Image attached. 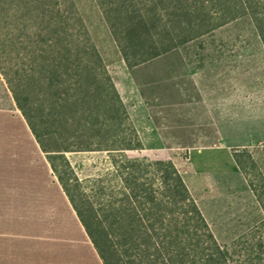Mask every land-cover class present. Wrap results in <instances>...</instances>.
<instances>
[{
    "label": "rangeland",
    "instance_id": "1",
    "mask_svg": "<svg viewBox=\"0 0 264 264\" xmlns=\"http://www.w3.org/2000/svg\"><path fill=\"white\" fill-rule=\"evenodd\" d=\"M30 2L50 5L35 18L44 26L42 44L18 42L31 24L25 8ZM7 5L10 10L3 11ZM5 17L9 33L1 45ZM125 68L94 0H0V108L8 93L14 109L0 113V183L27 168L15 155L28 147L21 108L46 151L64 155L69 171L57 162L63 177L71 173L91 200L97 179L110 169L106 154L124 152L172 162L218 244L228 245L260 223L264 49L248 20ZM125 79L131 90L120 85ZM28 140L34 146L35 138ZM54 181L50 171L40 183L45 195L31 188L27 196L0 198V264L87 263L80 250L57 244L70 233L53 228ZM64 219L71 223L68 215Z\"/></svg>",
    "mask_w": 264,
    "mask_h": 264
},
{
    "label": "trees",
    "instance_id": "2",
    "mask_svg": "<svg viewBox=\"0 0 264 264\" xmlns=\"http://www.w3.org/2000/svg\"><path fill=\"white\" fill-rule=\"evenodd\" d=\"M94 1L128 71L238 20H248L264 49V0ZM49 6L26 4L31 24L20 35L23 39L18 37L20 44L44 42L38 40L44 26L35 18L45 15ZM7 22L5 17L1 45L7 41ZM1 75L18 106L10 80ZM7 94L3 109L12 106ZM19 111L101 264H264L263 196L256 198L263 220L232 243L220 245L172 162L107 153L110 169L97 179L91 200L71 173L66 179L60 173L58 161L69 171L64 155L46 151L42 134Z\"/></svg>",
    "mask_w": 264,
    "mask_h": 264
},
{
    "label": "crops",
    "instance_id": "3",
    "mask_svg": "<svg viewBox=\"0 0 264 264\" xmlns=\"http://www.w3.org/2000/svg\"><path fill=\"white\" fill-rule=\"evenodd\" d=\"M125 70H127L125 68ZM127 80V79H125ZM122 85L123 89L126 90H131L133 85L129 80L123 81ZM121 96V95H120ZM121 105L123 108L126 109V103L125 99L123 97H120ZM13 106L7 109H0V113H14L13 112ZM8 116V115H6ZM21 118L24 120V123L26 124V136H27V143L28 147L23 155L22 151L16 152V159L17 163H26L27 168L24 170L21 175L14 176L13 178L10 177L7 180H4L3 182L0 183V198L3 197V199L11 194L14 195H19V196H27L30 194L31 188L37 191V194H44L45 195V189L40 188V183L43 184L45 183L46 180V174L47 172H50V168L46 162L45 159V152L42 150L41 146L37 141L34 142V146L30 145V142L28 140L29 136H33L29 126L25 122V119L23 116L20 114ZM10 118L14 119V117ZM18 120V119H17ZM19 121V120H18ZM21 124V122L19 121ZM23 124V123H22ZM23 128V126L21 125ZM24 130V128H23ZM31 153L33 156L32 158L29 157L27 153ZM49 153H58L57 151H49ZM26 154V155H25ZM235 167V165H234ZM7 178V177H6ZM31 179L33 181H31ZM33 183V186L31 187L30 183ZM42 189V190H41ZM51 194L53 195V203H54V211H55V217L53 220V228H55L57 225L60 226V228H63L67 232L69 231V236H61L60 242L57 244H63L65 246H70L74 250H80L79 252L83 254L85 257L87 263L86 264H101L98 256L96 255L90 241L88 240L87 236L85 235L81 225L79 224L73 210L71 209L66 197L64 196L61 188L59 187L57 181L51 185V188H49ZM56 192V194H55ZM69 217V220H71V223L69 224L68 221H66L64 218L65 216ZM73 222V223H72ZM74 233V234H72ZM78 234L80 235V240L78 238ZM64 264H74L71 262L70 259H66Z\"/></svg>",
    "mask_w": 264,
    "mask_h": 264
}]
</instances>
